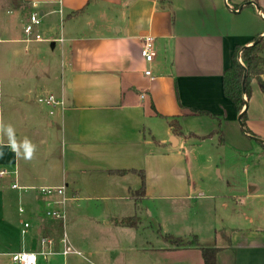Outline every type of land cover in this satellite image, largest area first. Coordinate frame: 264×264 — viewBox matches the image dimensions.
<instances>
[{"label":"crops","instance_id":"obj_1","mask_svg":"<svg viewBox=\"0 0 264 264\" xmlns=\"http://www.w3.org/2000/svg\"><path fill=\"white\" fill-rule=\"evenodd\" d=\"M10 5L7 26L0 31L13 59L29 49L36 55L45 43L24 42L22 28L31 10L38 11L37 30L57 55L53 75L44 78L15 75L12 64L7 77L2 72L7 61L0 60V171L8 172L0 177V264H11L10 254L21 250L36 252V264H204L197 247L165 239L188 240L192 231L154 234L151 223L141 220L140 202L152 190L145 179L160 180L163 159L170 162L182 138L216 128V119L194 111L220 116L225 143L239 155L257 147L263 152L258 157H264V144L244 134L222 91L234 48L264 37V0H12ZM22 7L28 10L25 17ZM145 36L153 38L151 63L140 55ZM52 63L42 65L51 68ZM251 87L246 126L264 141V96L255 80ZM46 95L64 105L36 112L27 108L30 97L37 101ZM167 118L178 119L180 134L172 133ZM187 121L202 124L206 133H186ZM7 126L14 131L15 146ZM25 140L34 146L31 158H26ZM139 173L144 175L142 197L136 194L142 185ZM60 186L70 195L66 229L78 224L80 210L68 203L80 195L96 201L121 196L133 206L125 215L123 206H101L108 229L101 245L87 250L85 237L71 231V246L80 254L63 255L60 223L44 217V200L35 190ZM259 197L264 195L248 190L247 206H237L239 198L231 197L234 205L226 202L219 209L218 232L206 229L207 239L198 238L200 247L223 250L217 264H264V206L256 217L252 206ZM132 216L138 218L135 227L116 223ZM22 217L29 223L26 245ZM97 219L92 215L90 222ZM42 238L49 243L41 246Z\"/></svg>","mask_w":264,"mask_h":264},{"label":"rangeland","instance_id":"obj_2","mask_svg":"<svg viewBox=\"0 0 264 264\" xmlns=\"http://www.w3.org/2000/svg\"><path fill=\"white\" fill-rule=\"evenodd\" d=\"M11 2L12 0H0V11H4L0 13V30L4 27L2 24L7 26L5 20H8V18L7 14L5 15V11L11 8ZM23 7L20 10L24 12L22 17H25L24 15H26L28 10ZM9 16L13 19V15ZM12 30L14 29L12 28ZM6 38L0 31V60L6 59L7 61V66L2 69L5 76H10L9 69L11 64L15 75L27 77L33 74L38 78L53 75L55 70V61L53 59L56 57L57 51L53 53L54 55L51 54L50 42L39 45V52L36 55L29 49L26 53L24 51L20 52L19 56L13 59L9 50L10 45L5 41H1ZM262 55L264 57V54ZM25 60L32 61V65H23ZM52 61L51 68L46 67ZM42 63L46 64V66L42 65ZM261 79L264 81V71ZM26 106L33 112H36L37 109L47 110L50 108L38 103L33 97H30ZM185 132H196L202 135L206 133V129L197 121H187L185 122ZM151 148L156 149L155 151L158 150L156 147L153 148V146ZM261 150L255 147L252 152L239 151L242 154L241 156L225 142L220 144L217 135L198 140L188 134L186 140L182 138L181 146L168 157L170 162L163 159V174L160 176V180H158L157 176L145 179V182H148L149 186L151 185L152 190L140 202L142 208L141 220L151 223L154 234H157V230H159V233L173 235H182L187 231H192L197 241L198 238L203 241L206 240L208 237L205 232L206 229L211 228V232L214 229L217 232L219 230V209L223 206V203L229 202V204L234 205V200L231 197L235 196L240 201L237 206H247L248 200L245 199V196L248 190L255 191V194L264 195V157H258L260 152H262ZM162 154H164V151H162ZM69 196L68 194L67 197ZM79 197L80 199L72 201V205L68 203L69 206H74L76 210H80L76 218L78 224L66 229V222L64 224L57 222L61 226V238L65 233L71 245L68 234L70 235L71 231H73L77 238L85 237V249L87 250L93 244L101 245L103 242L102 238L108 234V229L103 224L104 212L100 208L101 206H123L120 213L124 215L125 213H130L129 207L133 206L130 200H126L121 196L118 199L112 198L98 201L85 199L84 197L87 196L84 195ZM42 199L44 200V198ZM253 203L252 206H254L256 213L255 217L257 215L260 216L259 211L264 206V197L253 200ZM92 215L98 216L99 219L90 222ZM21 220L23 222V217ZM256 220H259L258 224H261L259 217ZM146 233L148 234L149 232ZM193 236H189L188 240ZM24 237V244L26 245L28 240ZM81 251L86 253L85 250Z\"/></svg>","mask_w":264,"mask_h":264},{"label":"trees","instance_id":"obj_3","mask_svg":"<svg viewBox=\"0 0 264 264\" xmlns=\"http://www.w3.org/2000/svg\"><path fill=\"white\" fill-rule=\"evenodd\" d=\"M160 3H170V0H156ZM256 39H253L255 42ZM252 42V43H253ZM264 37H261L257 42L250 46H236L232 54V64L222 74V91L225 98H227L235 107L238 115H240L241 123L243 124V132L246 136L257 138L249 131L246 126L247 112L245 106L249 102L252 95V81H256L257 85L264 96V81L261 79L264 69ZM241 62H240V61ZM195 114L210 117L217 120V126L206 136H194L198 140H203L211 135H217L219 143L224 144L223 134V119L220 116H214L209 113L194 111ZM167 123L171 127L174 135L181 133V127L177 118H167ZM142 185L136 191L138 196L144 195V175L139 173ZM138 218L135 216L122 218L116 220V223L123 227H135ZM165 239L176 244L178 247H197L202 255L204 264H217L218 255L221 249L200 247L197 238L193 236L190 240H183L179 237L165 236Z\"/></svg>","mask_w":264,"mask_h":264},{"label":"built area","instance_id":"obj_4","mask_svg":"<svg viewBox=\"0 0 264 264\" xmlns=\"http://www.w3.org/2000/svg\"><path fill=\"white\" fill-rule=\"evenodd\" d=\"M33 7H36V4H33ZM41 25V17L36 10H31L28 14L26 22L23 24V34L25 36L24 42H50L49 39H46L44 34L39 32L37 29ZM63 40L61 38L56 39V42L61 43ZM140 55L144 59L146 63H151L155 57V50L153 46V38L151 36H145L142 38V44L140 49ZM240 61V60H239ZM241 62V61H240ZM145 75H150L148 70L145 71ZM38 103L44 104L47 107H55V106H63V100L57 99L52 95L38 98ZM52 114V112H50ZM8 174L5 170L0 171V177H4ZM13 189H22L18 187L16 184H12ZM26 189V188H24ZM34 189V188H30ZM36 192L44 198V217L50 220L59 221L60 223H65L67 219L66 213V204L69 198L66 195V188L64 186L60 187H39L35 189ZM19 214L24 213V209L22 207L18 208ZM21 234L24 235L28 228V222H21ZM62 242V254L67 255L69 253L80 254L76 251L68 242L67 236L64 233L61 238ZM49 240L46 238H42L40 240L41 246L48 244ZM43 254V253H41ZM11 264H36L37 261V253L34 251H19L16 253L10 254Z\"/></svg>","mask_w":264,"mask_h":264},{"label":"clouds","instance_id":"obj_5","mask_svg":"<svg viewBox=\"0 0 264 264\" xmlns=\"http://www.w3.org/2000/svg\"><path fill=\"white\" fill-rule=\"evenodd\" d=\"M0 127H3V125H0ZM7 133H8L11 144L15 146L14 131L11 126H7ZM24 147H25L26 158H31L33 150H34V146L31 145L29 141L25 140Z\"/></svg>","mask_w":264,"mask_h":264},{"label":"water","instance_id":"obj_6","mask_svg":"<svg viewBox=\"0 0 264 264\" xmlns=\"http://www.w3.org/2000/svg\"><path fill=\"white\" fill-rule=\"evenodd\" d=\"M259 39H260V38H257V40H256L255 42H257ZM255 42H253V43H255ZM253 43H252V44H253ZM252 44H251V45H252ZM261 56L263 57V55H261ZM246 108H247V105L245 106V110H246ZM240 117H241V116L239 115V116H238V122H239V125H240V127H241V128H242V130H243V124L241 123ZM252 139H253V140H255V141H258V142H260V143H263V144H264V141H263V140H261V139L254 138V137H252ZM171 141H172V142H174V141H175V138H174V137H172V138H171Z\"/></svg>","mask_w":264,"mask_h":264}]
</instances>
